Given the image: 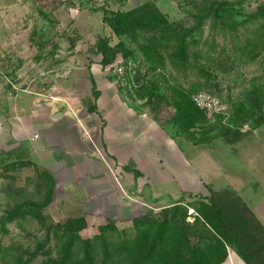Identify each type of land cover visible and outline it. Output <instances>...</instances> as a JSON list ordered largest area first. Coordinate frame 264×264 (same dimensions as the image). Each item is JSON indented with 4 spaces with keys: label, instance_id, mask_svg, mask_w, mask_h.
<instances>
[{
    "label": "rangeland",
    "instance_id": "1",
    "mask_svg": "<svg viewBox=\"0 0 264 264\" xmlns=\"http://www.w3.org/2000/svg\"><path fill=\"white\" fill-rule=\"evenodd\" d=\"M214 1L232 4L233 12L220 21L206 19L197 27L192 15ZM144 5L164 16L170 30H137L117 36L107 26L106 20L115 13ZM259 9H264V0H0L2 135L41 104L52 103V96L63 97L64 90L73 85L83 97L89 67L99 65L118 89L130 119L145 116L155 121L181 150L186 163L194 164L196 173L211 178L202 190L204 197L212 193L226 195L227 191L238 196L228 186L230 182L219 183L215 172L221 167L244 179L246 174H264V21L246 23L244 27L234 25L247 22ZM181 37L188 45L184 61L175 58ZM116 67L123 69L119 79ZM176 90L187 91L193 101L212 106L210 111L200 108L205 117L194 128L186 130L176 121ZM6 141L1 137L0 152L11 149L12 144ZM28 148L13 147L8 157L7 152L0 153V264H42L47 255L54 258L58 251L54 240L42 248L46 234L34 218L2 222L27 203L42 205L49 188L38 178L40 170L22 165L21 161L29 157ZM202 154L205 159L199 157ZM172 169L165 166V172ZM184 173L178 169L169 178L156 174L159 185L151 188L147 179L136 180L142 177L140 172H128L127 189L137 187V195L143 203L151 202L152 207L145 203L131 215L117 213L113 217L115 226L120 231L130 230L132 217L157 218L164 208L184 199V224L192 256L201 253L203 264H215L224 250L215 245V236L202 219L210 225L218 223L206 202L187 196L199 192L179 191L176 181L180 184ZM172 177L175 182L170 180ZM243 185L241 192L247 200V185ZM238 198L240 202L230 209L249 231L253 264H264V234L243 213L241 205L248 206ZM49 206L42 212L47 223L78 219ZM79 234L85 239L99 232L88 229Z\"/></svg>",
    "mask_w": 264,
    "mask_h": 264
},
{
    "label": "crops",
    "instance_id": "2",
    "mask_svg": "<svg viewBox=\"0 0 264 264\" xmlns=\"http://www.w3.org/2000/svg\"><path fill=\"white\" fill-rule=\"evenodd\" d=\"M102 69L99 65L89 67L90 76L83 97L73 85L64 90L63 97L52 96V103L44 102L36 112L16 122L6 135H2L4 130L2 132L0 128V139L2 137L6 141L7 138L8 145L12 144L11 149L29 146V157L21 162L35 165L52 178L49 208L58 207L63 214H71V218H82L84 230H95L108 223L115 225L117 221L113 217L117 213L131 215L145 203L152 207L149 201L143 203L144 199L137 195V187L127 189L128 172H140L142 177L136 180L145 178L154 188L159 185L156 174L169 178L168 175L182 169L185 173L181 175L180 184L176 181L179 191H197L204 196L202 190L211 178L203 172L196 173L194 164L186 163L181 150L155 121L145 116L132 121L123 107L118 89L105 77ZM91 79L97 92L96 100ZM82 101L84 104L81 106ZM93 106L95 111L88 112V108ZM79 107L84 108L80 110ZM10 150L2 152H7L8 157ZM199 157L205 159L206 155ZM129 166L133 169H128ZM165 166H172L173 171L165 172ZM200 167L203 169L202 165ZM118 170L126 174L120 175ZM215 176L220 179L219 183L224 180L230 182L228 186L243 200L241 190L243 182L246 183L247 200L244 201L264 226V174H246L244 179L232 170L228 173L218 167ZM170 180L174 181V178ZM250 183L254 184L251 188L248 186ZM163 197H168V194ZM137 218L140 217H132L131 221ZM222 264L244 263L228 250Z\"/></svg>",
    "mask_w": 264,
    "mask_h": 264
},
{
    "label": "trees",
    "instance_id": "3",
    "mask_svg": "<svg viewBox=\"0 0 264 264\" xmlns=\"http://www.w3.org/2000/svg\"><path fill=\"white\" fill-rule=\"evenodd\" d=\"M232 12V4L225 1H214L203 5L196 14L192 15V18L196 26L201 27L206 19L220 21L221 17ZM260 20L264 21V9H259L250 15L247 22L234 25L244 27L246 23H255ZM106 23L117 36L131 35L137 30L148 29L163 32L170 27L164 16L147 5L129 12H117L107 19ZM186 33H190V30ZM187 49V42L185 43L184 37H181L178 40L175 58L187 60ZM106 50L109 49L106 48ZM91 86L93 98L96 100L97 92L92 79ZM175 92L178 100L176 121L186 130L194 128L204 120V112L197 107L191 93L183 90ZM94 111V106L88 108V112L93 113ZM245 115L249 116L250 113L247 112ZM22 165H29L37 170V167L30 163L23 162ZM39 174L38 178L41 182L49 187L43 204L27 203L19 211H13L3 218L2 222L6 224L25 216H30L39 222L46 234L42 248L49 246L52 240L55 241L54 246H58L56 256L50 258V254L47 255L42 264H203L201 253L192 256L187 239L186 224H184L185 211L182 208L184 199L164 208L157 218L143 216L133 220L130 230L120 231L114 224L108 223L98 228V235L83 239L79 234L85 229V222L82 218L68 220L64 224L47 223L48 219L42 215V212L51 202L53 182L46 173L40 172ZM226 195L212 193L209 197H204L201 194L187 193L188 197L196 196L200 202H206L207 208L213 211L218 223L216 226L210 225L202 219L205 227L215 236V245L224 250L223 256L215 261V264H222L226 260L228 250H231L244 264H253L251 255L253 247L249 231L230 209L233 203H238L240 200L237 195H232L228 191ZM241 207L243 213L264 234V227L254 213L245 205ZM226 248H228L227 251Z\"/></svg>",
    "mask_w": 264,
    "mask_h": 264
},
{
    "label": "built area",
    "instance_id": "4",
    "mask_svg": "<svg viewBox=\"0 0 264 264\" xmlns=\"http://www.w3.org/2000/svg\"><path fill=\"white\" fill-rule=\"evenodd\" d=\"M115 74L119 79L123 75V69L121 67H116ZM194 102L196 103L197 107L206 111H210L212 109V106L209 103H201V101L199 102L198 99H194Z\"/></svg>",
    "mask_w": 264,
    "mask_h": 264
}]
</instances>
